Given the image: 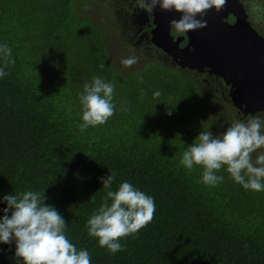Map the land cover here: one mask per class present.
I'll use <instances>...</instances> for the list:
<instances>
[{"label": "trees", "instance_id": "1", "mask_svg": "<svg viewBox=\"0 0 264 264\" xmlns=\"http://www.w3.org/2000/svg\"><path fill=\"white\" fill-rule=\"evenodd\" d=\"M240 3L264 38V14L250 0ZM93 4L0 0V43L15 61L0 78V196L43 191L91 264H264V191L242 188L223 168L224 180L207 186L201 166L189 171L179 164L201 130L210 125L214 135L222 133L235 109L158 58L123 66V49L100 23L106 18L88 13ZM97 75L113 82L116 110L105 124L80 132L78 94ZM113 173V190L127 180L156 205L151 222L120 238L124 250L115 254L85 227L105 193L99 178ZM14 248L0 244V264H20Z\"/></svg>", "mask_w": 264, "mask_h": 264}, {"label": "clouds", "instance_id": "2", "mask_svg": "<svg viewBox=\"0 0 264 264\" xmlns=\"http://www.w3.org/2000/svg\"><path fill=\"white\" fill-rule=\"evenodd\" d=\"M134 3L146 13H152L157 6L179 13V18L170 24L175 31L183 33L204 27L206 22L197 16L210 8L219 10L224 0H134ZM12 63L15 61L11 59V48L6 42L0 43V78L7 75L5 68ZM120 63L132 66L137 63V57H125ZM98 67L103 68L104 64ZM160 94L159 90L153 92L154 97ZM78 101L81 122L77 128L80 132L89 126L105 124L116 110L113 82L103 76H93L90 82L83 84ZM209 129L210 125L185 147L179 164L189 171L201 166L200 182L207 186H216L224 180V176L218 174L223 168L242 188L264 191V116L233 120L216 135ZM114 178V173L99 178L105 193L85 224L87 234L112 254L124 250L120 238L150 223L156 209L154 198L127 180L113 190ZM45 200L43 191L35 190L0 196V203L5 205L0 208V244L14 242V255L20 264H91L89 251L77 249L69 240L65 220Z\"/></svg>", "mask_w": 264, "mask_h": 264}, {"label": "water", "instance_id": "3", "mask_svg": "<svg viewBox=\"0 0 264 264\" xmlns=\"http://www.w3.org/2000/svg\"><path fill=\"white\" fill-rule=\"evenodd\" d=\"M156 8L161 35L165 28L167 34L172 26L170 22L178 19L180 14ZM230 14L235 20L233 23L228 22ZM247 18L240 0H224L219 10H206L202 16H197L206 22L205 26L185 31L188 43L181 50V62H176L194 70L208 68L218 76L228 78L233 106L245 114L264 113V38L251 27ZM153 42L162 48L161 42Z\"/></svg>", "mask_w": 264, "mask_h": 264}, {"label": "flooded vegetation", "instance_id": "4", "mask_svg": "<svg viewBox=\"0 0 264 264\" xmlns=\"http://www.w3.org/2000/svg\"><path fill=\"white\" fill-rule=\"evenodd\" d=\"M120 4L122 5V10L125 12V21L128 23L129 26L135 25L131 21V17L134 11L141 12V18L139 25L141 27L136 28L138 34L133 35L135 38V42H139L146 47L151 46L155 48V53L162 56L160 62H163L165 66H170L177 71H187L186 73H190L193 75L198 81L205 84L207 87L213 89L221 97L228 102L236 111L235 116L242 115L245 117H249L251 115H261L264 116V113L261 111L252 113V114H245L241 109L234 107L230 100V89L231 83L229 79L223 78L209 70L208 68H200L199 70L189 69L187 67H181L177 64L176 61H179L181 56V50L185 48L188 43V37L186 32L180 33L174 30L171 26L169 32L166 34L167 29L163 30V34L161 35V24L160 18L158 15V10L156 7L153 8L152 13H146L143 9H140L134 3V0H121ZM243 5V4H242ZM235 20L230 14L228 18V22L233 23ZM135 26L131 27L134 29ZM161 37H160V35ZM162 36L163 39H162ZM160 40V41H159ZM153 41L161 42L160 45L162 48H157ZM132 48V46H131ZM181 62V61H179ZM196 80V81H197Z\"/></svg>", "mask_w": 264, "mask_h": 264}, {"label": "rangeland", "instance_id": "5", "mask_svg": "<svg viewBox=\"0 0 264 264\" xmlns=\"http://www.w3.org/2000/svg\"><path fill=\"white\" fill-rule=\"evenodd\" d=\"M89 3L94 2L93 6L88 7V13L93 15H99L101 18L104 16L106 18L105 20H102L100 23L104 26H106L107 30L109 31V35H112L113 44L117 48L120 46L119 49H123L121 53L126 54V57L129 56L131 53V56L137 55H144L146 60H141L137 57L138 63H145V62H151L154 58H158L160 61L162 59L161 55H158L155 53V48L151 46H144L139 42H135V38H133V35L138 34L136 28L141 27L139 25L140 18H141V12L140 11H134L131 17V21L135 24L132 26H129L128 23L125 21V12L122 10V5L120 4L121 0H86ZM252 2V6H255L256 14H264V3H260L259 0H250ZM244 9L245 6L243 5ZM134 27V29H131V27ZM118 31V33H117ZM120 36V38H118ZM126 43L127 45L132 46V48L128 49L125 48V46H122L121 43ZM158 48V47H157ZM123 55L119 56V60H122ZM163 64V62H161ZM183 73H186L187 71L183 70ZM216 93V98L220 100V102L225 101L219 93ZM221 102V104H222ZM223 106V104H222ZM224 107V106H223ZM235 107V106H234ZM231 114V111H230ZM214 117L217 116V114H212ZM233 119H238L239 116H234V113L232 112ZM247 115H245L246 117ZM218 117H220L218 115Z\"/></svg>", "mask_w": 264, "mask_h": 264}]
</instances>
